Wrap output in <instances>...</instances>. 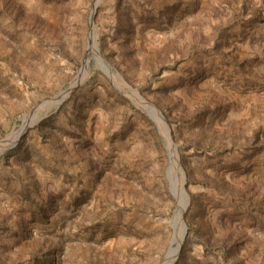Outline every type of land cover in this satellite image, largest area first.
<instances>
[{
	"label": "rangeland",
	"instance_id": "rangeland-1",
	"mask_svg": "<svg viewBox=\"0 0 264 264\" xmlns=\"http://www.w3.org/2000/svg\"><path fill=\"white\" fill-rule=\"evenodd\" d=\"M97 1L0 0V264H162L173 142L172 264H264V0Z\"/></svg>",
	"mask_w": 264,
	"mask_h": 264
},
{
	"label": "bare ground",
	"instance_id": "bare-ground-1",
	"mask_svg": "<svg viewBox=\"0 0 264 264\" xmlns=\"http://www.w3.org/2000/svg\"><path fill=\"white\" fill-rule=\"evenodd\" d=\"M99 2V0L97 1ZM92 48H91V53H90V56H89V60L90 58H92L93 55L95 56H98L100 57V60L101 62L103 63V65H105L106 67H109L108 64L105 59H103V57L99 56L100 53L98 52V49L96 47V42L95 40L93 39L92 40ZM88 59V58H87ZM88 60V61H89ZM105 61V62H104ZM87 63H84V65H86ZM111 66V65H110ZM112 67V66H111ZM108 71H109V68H108ZM109 74L113 75V77L115 78H118L116 74L113 73V70L112 72L110 73V71L108 72ZM113 73V74H112ZM120 79V78H118ZM126 87V86H125ZM132 91V90H131ZM129 94V93H128ZM132 95L139 101L141 102V104L143 106L148 107V105L146 106V104H144V99L138 94L137 91H134L132 92ZM65 96H56V101L50 103L49 105H53V104H57L59 102H61V100L64 98ZM42 107H45V106H41ZM152 109V108H151ZM41 110L42 109H38V111L35 113L34 116L31 117L30 119V122L31 123H35L37 122L39 119H40V116H41ZM153 110L155 112H157V115L153 114V117L156 119V122L160 125V127L162 128L163 130V133L165 134V137L168 141V144L170 145V142H169V137H170V140L173 142L172 138H171V134H170V129H169V126L167 125L166 121L164 120L163 116L161 115V113L155 108H153ZM152 115V114H151ZM28 120L29 118H25V124H24V127L22 128L21 131H18L16 133H13L11 135H8L5 139V142L4 144L0 145V149H7L9 147H11L16 141L17 139L19 138V136L23 133L24 131V128H25V125L28 124ZM168 126V127H167ZM174 143V142H173ZM171 143V151L174 153L173 154V157L174 159L178 160V165H177V162L175 163L174 162V159L172 160V164H173V167H174V170L176 172V179L179 178V181H176V183L173 185V188H172V192L173 194L176 196L177 198V206H179V214H178V217H177V224H176V234L173 238V241H172V245L173 244H177V247L176 248H171L169 250V252L167 253V255L165 256V259H164V262L162 264H172L178 254V251H179V247L181 245V242H182V239L184 237V233H185V229H183L182 227H184V223H183V213H185V210L187 209V207L189 206V196L187 195V193L185 192V185H184V188H183V183L185 182V179L183 180L182 177H181V174L183 172V169L181 168L180 166V162H179V159H178V156H177V153H176V145L175 143L173 144ZM175 145V147H174ZM170 152V151H169ZM172 158V157H171ZM177 170L178 173H177ZM178 174V175H177ZM184 189V190H183ZM179 191H183L182 192V196L181 197H178V193ZM179 228H182V230L179 231ZM185 228V227H184Z\"/></svg>",
	"mask_w": 264,
	"mask_h": 264
},
{
	"label": "water",
	"instance_id": "water-1",
	"mask_svg": "<svg viewBox=\"0 0 264 264\" xmlns=\"http://www.w3.org/2000/svg\"><path fill=\"white\" fill-rule=\"evenodd\" d=\"M93 16H94V12H93V15H92V17H91V22L93 23ZM105 62V61H104ZM84 63H87V65H88V59H86L85 61H84ZM109 67V71H110V73L112 72V67L110 66V65H108ZM57 99H56V96L55 97H52V98H50L49 100H47V101H45V102H43L40 106H45V108L46 109H48V108H50V106H49V104L50 103H52V102H54V101H56ZM62 102V101H61ZM141 103V102H140ZM143 104V103H142ZM144 104H146V106L148 105V107H146V109L149 111V113L150 114H155V115H157V112H155L154 110H153V108L155 109V107L153 106V105H151V104H149L147 101H144ZM38 108V107H37ZM37 108H35L34 110H32L28 115H32L34 112H35V110L37 109ZM152 108V109H151ZM23 126V125H22ZM29 128V126H27V125H25V128H24V131H23V133L19 136V138L17 139V141L11 146V148H13V147H15L17 144H18V142H19V140L21 139V137L25 134V132L27 131V129ZM6 138V137H5ZM5 138H3V139H1L0 140V145H2V144H4V142H5ZM178 171L179 170H177V173H178ZM178 175V174H177ZM176 181H179V178H177L176 179ZM184 185H185V182L183 183V188H184ZM184 190V189H183ZM182 192L183 191H179V193H178V197H181L182 196ZM186 192V191H185ZM185 234H186V226H185ZM181 246H182V244L180 245V247H179V252H180V249H181ZM179 252H178V255H179Z\"/></svg>",
	"mask_w": 264,
	"mask_h": 264
}]
</instances>
